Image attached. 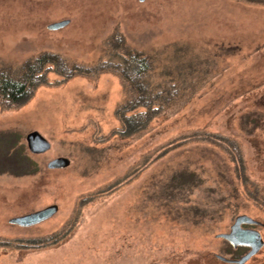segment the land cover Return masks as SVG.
Returning a JSON list of instances; mask_svg holds the SVG:
<instances>
[{"label": "rangeland", "instance_id": "rangeland-1", "mask_svg": "<svg viewBox=\"0 0 264 264\" xmlns=\"http://www.w3.org/2000/svg\"><path fill=\"white\" fill-rule=\"evenodd\" d=\"M129 52L155 101L124 113ZM44 55L31 95L0 104V170L20 146L36 169L0 174V264H224L215 236L240 215L264 242V0H0V71Z\"/></svg>", "mask_w": 264, "mask_h": 264}, {"label": "trees", "instance_id": "trees-1", "mask_svg": "<svg viewBox=\"0 0 264 264\" xmlns=\"http://www.w3.org/2000/svg\"><path fill=\"white\" fill-rule=\"evenodd\" d=\"M254 3L263 0H244ZM127 67L119 72L120 78L123 81L124 88L129 92V98L126 104L120 108L121 112L126 113L130 109L136 107L147 108L149 104H153L155 99L151 97L152 90L150 84L146 81V77L151 69L150 61L145 57H141L135 53H126ZM47 57L44 55L33 62L25 63L16 72L0 71V104L2 105H19L24 102L32 93L33 87L36 86L39 76L45 68ZM70 69H67L69 71ZM158 89V88H157ZM153 96V95H152ZM165 101V98L164 100ZM139 102V104H137ZM150 107V106H149ZM147 114H138L136 117L124 118L127 125L133 123L139 124L141 121L144 124L147 120ZM10 152L4 154V161L10 163L8 170H0V174L9 173L14 176H23L33 174L36 169L34 164L26 154L23 146L19 148H10ZM28 150V147H27ZM29 151V150H28ZM30 152V151H29ZM2 157V158H3ZM8 157V160H5ZM2 165V164H1ZM229 252L232 255L230 259H235L239 251L243 248L233 249L229 244Z\"/></svg>", "mask_w": 264, "mask_h": 264}, {"label": "water", "instance_id": "water-1", "mask_svg": "<svg viewBox=\"0 0 264 264\" xmlns=\"http://www.w3.org/2000/svg\"><path fill=\"white\" fill-rule=\"evenodd\" d=\"M140 2L144 0H139ZM68 22L61 21L52 24L49 28L57 30L65 26ZM25 142L31 154H42L49 150L50 143L45 140L38 132L34 131L25 136ZM69 161L66 158H57L47 163L48 169L64 168L68 165ZM264 166V160L262 162ZM57 206H48L37 212L27 214L21 217L10 219V223L28 227L41 223L57 212ZM258 222L246 215L237 216L233 224L229 228L228 233L217 234L215 237L227 242L233 249L243 247L247 252L238 259H230L221 255H214V257L224 264H245L252 257H254L264 246L261 234L255 228ZM246 227V228H245Z\"/></svg>", "mask_w": 264, "mask_h": 264}, {"label": "flooded vegetation", "instance_id": "flooded-vegetation-1", "mask_svg": "<svg viewBox=\"0 0 264 264\" xmlns=\"http://www.w3.org/2000/svg\"><path fill=\"white\" fill-rule=\"evenodd\" d=\"M246 228V227H245ZM253 228H255V227H253Z\"/></svg>", "mask_w": 264, "mask_h": 264}]
</instances>
